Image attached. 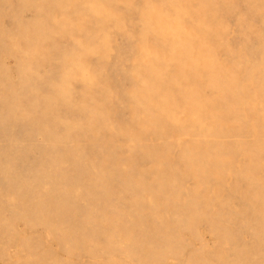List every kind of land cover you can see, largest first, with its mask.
<instances>
[{
	"label": "bare ground",
	"instance_id": "6f19581e",
	"mask_svg": "<svg viewBox=\"0 0 264 264\" xmlns=\"http://www.w3.org/2000/svg\"><path fill=\"white\" fill-rule=\"evenodd\" d=\"M154 1H145L144 6L148 8L145 23L149 30H153L161 38L158 39L161 48L155 49L149 42H147L148 45H143L142 52L145 57H148V61L140 71L132 75L135 81L134 89L130 92L133 105L130 112L134 123L133 132H130V129H120L114 122H109L104 109L105 103L102 104L100 103L102 101L92 99L89 92L91 88L97 87L98 90L102 88L107 91L108 84L100 80L101 78L99 79L97 71L85 68V65L80 62L81 56L77 50L72 51L71 54L63 53L62 59L66 66L63 78L76 76L88 78L89 82L83 90L84 96L79 102L84 114L82 123L84 125L79 126L63 121L64 133L62 132V135L49 131L52 124L49 123L50 114L48 115V112H51L53 106L59 101L69 103V90L68 87L56 85L53 87L54 91L50 88L52 91L49 93H42L35 85L34 79L39 78L38 62L40 64L41 58L44 56L40 47L48 42L52 35L44 25L43 16L48 14L46 9H49V5L53 4L57 7L60 0L51 2L50 0H17L18 7L15 13L14 27L10 30L3 29L0 32L3 36V39L1 36L0 39L4 41L3 52L8 56L7 59L11 58L9 55H15L20 46L26 47L33 55L27 58L16 56V67L12 75H10L9 69L0 66L2 68H0V86L6 91V95L0 97L2 111H0V120L6 122L15 117L28 118L31 116L28 118L30 123L48 138L52 147L64 143L70 136L73 137L72 144L75 148L85 147L86 149V147L95 146L92 143L97 140V132L102 129L107 130V133L119 132L128 137L131 149H136L137 141H142V137L149 138L146 143L140 141L142 144L140 149H143L142 153L148 157L145 159L151 157L152 163L153 159L155 160L154 164L157 167L154 171L151 169L152 173L135 170L138 157L136 154L130 152V157L123 160L117 159V156L112 157L105 151L110 140L108 142L105 140L103 145L106 148L101 145L99 147V150L106 153L98 168H94L101 174L93 182L94 185L99 181L104 183L114 176L112 173L118 172L125 175L123 184L127 189L148 190V198L142 202L136 196H131L129 199L130 206L139 212L138 217L136 216L137 218L132 221L131 227L128 226L129 223L126 224V217L129 214H117L118 209L115 211L117 215H114L115 219L106 226L105 232L103 231L104 242L100 244L108 252H111L109 250L114 241L119 238L125 244L126 256L138 255V260H144L150 264H161L158 259L153 260L149 253L154 249L153 245L151 246V241L156 236L163 237L164 247H167L174 239L172 235H169L168 227L165 229L164 224L170 223H168L166 215L169 217L168 214H170L171 223L176 226L174 228L179 230L193 223L200 224L201 218L206 216L210 218V229L214 231L216 235L214 236L218 240L219 246L214 245L216 248H214L212 256L215 261L219 264H264V0H160L163 7L167 6L166 11L170 9L188 17V26L184 24L186 27L179 22L177 17L166 15L167 12L163 7L160 8V5ZM3 2L1 3L3 4ZM239 6L246 9L244 13H237L239 14L238 26L241 41L232 43L227 39L224 17L230 13L233 14ZM69 7L70 3L67 2L66 8L69 9ZM99 9L100 7L95 5L92 11ZM80 16L81 14L76 12L67 18L61 32L71 35L73 32L81 30L82 24L74 23ZM255 19L259 20V24L255 22ZM244 26H247V29ZM61 32L59 31V33ZM250 39H254L256 43L253 45ZM85 40H87L86 36ZM219 49H222L226 54L227 61L221 62L218 59L216 53ZM151 55H155V57L152 58ZM172 64H174V69L170 73L168 70ZM76 129L85 131L88 137L74 135ZM174 148L178 150V155L172 159L170 154ZM66 150H68L67 147ZM139 151L137 150L138 153ZM80 154H83L82 150H80ZM5 155L0 153V179L5 185L0 189V200L7 194L13 198V203L18 207H26V210L30 209V213L36 212L44 225L49 224L53 217L52 208L56 201V195L55 193L48 194L45 198L40 193V189L42 190L44 183L51 177V172L42 171L30 181H18L14 158L12 160V157ZM94 172L96 173V171ZM228 176L233 177V183L226 182ZM187 178H192L194 181L189 189H185L183 186V182ZM91 183L89 182V185ZM227 185L229 187H226ZM76 187L74 184L67 187L65 193L62 194L63 197L70 201L81 199L83 192ZM216 187L220 189L219 192L217 191L218 194L215 192ZM231 187H235V190L237 189L238 193L249 203L247 207L250 209L242 207L241 215L246 220L243 221L244 223L242 222L241 226L247 227L250 231L253 239L250 246L235 239L238 235L234 232L232 224L237 219L230 215L232 212L227 208L234 203L228 200L226 203L231 202L230 206L225 204V198L233 199L231 194V196H227L226 191ZM106 188L108 189V187ZM106 188L102 192L108 196L110 191ZM34 190L37 191V196L30 198L29 193ZM164 208L168 214L166 211L163 212ZM258 213L263 219L259 217L256 219ZM20 217L27 219V216L21 213ZM252 217L253 219H251ZM107 218L109 217L107 216ZM92 221L95 223L94 220L87 218L85 226L91 225ZM146 222L148 223L145 224ZM224 224L229 225L228 229L224 228ZM6 226L7 224L0 220L1 232H5ZM54 231L52 233H55ZM177 233L176 231V241L174 240L176 243ZM68 236L67 233H64L62 238L67 239ZM79 243H86L89 247L94 245L93 240L84 237V234L79 237ZM227 244H230L231 251H234L233 257H229L221 248L222 245ZM176 248L178 247L176 246ZM179 248L176 251H179ZM104 264L119 263L110 260ZM190 264H213V262L203 255H198L190 259Z\"/></svg>",
	"mask_w": 264,
	"mask_h": 264
},
{
	"label": "rangeland",
	"instance_id": "374dc122",
	"mask_svg": "<svg viewBox=\"0 0 264 264\" xmlns=\"http://www.w3.org/2000/svg\"><path fill=\"white\" fill-rule=\"evenodd\" d=\"M51 1L52 0H50V2ZM145 1L146 0H60V4L57 7L56 5L51 4L49 5V9H46V12H48V14L45 15L46 18L45 16H43L44 25L51 31L52 35L48 39V42H46L40 47L41 51L44 52V56L41 58L42 61L40 62V64L38 62L39 78L34 79V81H36L35 85L41 90L42 93H49L52 90L54 91L53 87H55L56 85L68 87L70 94V97H68V104L66 101H59V103L57 102V104L53 106L51 112H48V115L50 114L48 117L50 120L49 123L50 125L52 124L49 129L51 133L53 132V134L62 135L64 133V124L62 123L63 121L75 123L79 126L84 125L82 124L84 121V114L82 113L79 102L84 96L83 90L89 82L88 78H80L77 76L73 78L67 77V79L63 78L66 72V66L64 60L62 59L63 53L65 52V54H67L68 52V54H71V52L74 50L78 51L79 55L81 56V59L79 58L80 62L85 65V68L88 70L97 71L96 73L99 79L101 78L100 80L105 81V83L108 84L107 91H104L102 88L98 90L97 87L91 88V90H89L91 97L94 101L97 99L96 101L100 100L102 101L100 103H105L104 109L105 112H107V120L112 123L114 122V124L120 129H130L129 131L133 132L134 123L132 121V116H130L131 107L133 105L132 99L130 97V92L134 89L135 81L133 80L132 75L140 71V69H142L144 67V64H146V62L148 61V57H145L144 53L142 52L143 45H148L147 42H149V44H152V47H154L155 49L161 48V46L158 44V39L160 38L159 35L153 30H149L145 23L146 13H148V8L144 6ZM1 2H3V4ZM67 2L70 3L69 9L66 8ZM154 2L160 5V8L163 7L161 5L160 0H155ZM0 5V7L3 9L2 10L0 8L1 32L3 29L10 30L14 27V19L18 7V2L17 0H0ZM95 5H98L100 9L92 11ZM8 6H10L11 8ZM116 8L118 11L116 10ZM165 8H167V6L163 7L165 12H167L166 15L174 16V18L177 17L182 25L185 24L186 26H188L189 19L187 16H184L181 13H175L170 9L166 11ZM245 11L246 9L244 7L239 6V8L234 11L235 13H230L228 14V16L226 15L224 17L227 27V39L230 40L232 43H237L241 41L238 26V16L240 13H244ZM13 12L14 14H12ZM76 12L81 14V16L79 19H76L74 23L77 25H80L81 23V30L73 32V35H70L69 33L63 34L61 31L63 26L65 25V20L71 17V15L73 16ZM90 13L93 15H91ZM255 22L259 24V20L255 19ZM185 25L184 27H186ZM244 28L247 29V26H244ZM59 31L61 33H59ZM0 36L3 39V36L1 34ZM85 36L87 40H85ZM2 39H0V66H2V68L5 67L6 69H9L10 75H12L16 67L17 57L27 58L32 57L33 55L26 47L20 46L19 50L16 52L15 55H9L12 59H7L8 56L5 55V53L3 52L4 41ZM253 41L254 39L251 40V43L254 45L256 41ZM216 54L221 62L227 61V56L222 51V49H219ZM151 57L154 58L155 55H151ZM3 62L5 63V65ZM173 65L174 64L169 66L168 72L171 73L173 71ZM70 71L73 73L72 70ZM126 91L128 95L126 94ZM5 92L6 91L4 90V88L0 86V97H4L6 95ZM76 101L78 102V104ZM30 117L31 116H29L28 118ZM20 118L21 117H15L10 121L8 120L6 122L0 120V123L3 122L2 124H0V153L6 154L5 156L7 157H12V160L14 158V168L15 173L18 176V181H30L35 176L39 175V173L41 174L42 171H47V173L51 172V177L44 183L42 190L40 189V193L45 198L47 197L46 195L55 193L56 201L53 208L56 209L54 210L52 208L53 217L51 218L49 224L44 225L40 221L41 219H39L38 214L36 212L30 213V209L26 210V207H18L17 204L13 203V198L5 194L4 198L1 199L2 201L0 200V211L2 212H0V220L7 224L5 232L3 233L0 231V264H104L106 262H109L110 260L116 261L119 264H150L147 261L138 260V255L126 256L124 252L125 244L119 238L114 241L112 248L109 250L111 252H108L106 249L103 248V245H100L104 242V232L106 230L105 228H107L106 226L109 225L113 219H115L116 216L114 215H117L118 213L127 215L129 214L126 217V224L129 223L128 226L131 227L132 221L138 217L139 212L137 211V209H134L130 206L131 202L129 201V199L131 196H136L137 198L139 197L140 201L142 202L148 198V190L127 189L123 184V181H125V175L123 173L119 174L118 172L112 173L114 176L110 177L104 183L99 181L98 184H95L96 186L93 184V182L101 176V174L97 172L98 170L94 168H98L99 164L103 161L104 154L106 152L110 153L112 157L117 156V159L120 160L130 157L131 154H136L138 155V157L136 158V166L134 167L135 170L146 172L149 171L150 173H152L157 167L154 164L155 160L153 159L152 163L151 157L149 159H145L148 157L142 153L143 149H140V145H142L141 142L146 143L149 141V138H147L146 136L142 137V141H137L136 149H131L129 144L130 139H128V137L120 134L119 132L107 133V130L102 129L97 132V140H94V143H92L95 146L86 147V149L83 146L82 147L84 149L75 148L72 144L73 137L70 136L69 139L64 141V143L52 147V143L48 140L46 136L42 135L39 132L38 128L35 125H32L30 123V119ZM73 134L81 136L83 135L86 138L88 137V134H86L85 131L82 132L79 129H76L75 133ZM105 140L106 142L110 140L107 149L105 150L106 152L99 150L100 145L104 147L103 144ZM66 147L68 150H66ZM80 150H82L83 154L79 155ZM137 150H140L139 153L137 152ZM45 154L47 156H44ZM177 155L178 150L176 148L172 149L170 154L171 158L175 159ZM83 160L86 161L83 162ZM51 161L53 164L51 163ZM83 163L86 167L83 165ZM36 171L38 174L36 173ZM56 171L59 173H57ZM94 171H96V173ZM232 179V176H228L226 182L228 184L233 183ZM89 182L92 183L89 185ZM193 182L194 181L192 178H187L184 180L183 186L185 187V189H189L190 187H192ZM71 184H74L75 187L77 186L76 188H78V190H81L83 192V197L81 199H74L70 201L66 200L63 197L62 194L65 193L67 187H69ZM3 186L5 185L2 179H0V189H2ZM106 187H108V189ZM122 187L125 189H123ZM226 187H229V185H227ZM61 188L64 190H62ZM105 188L110 191L108 193V196H105L102 192ZM222 189L224 190V188ZM229 189L230 190H226L227 196L229 197V195L231 194V198L233 199L230 200V198H224L226 199V206H230L231 202H229V204L226 203V201L228 200L232 201V203L235 204H233L235 207L233 205L227 207L229 211L232 212L231 214L229 212V214L231 216L233 215V217L237 219L236 221L234 220L235 222L232 224V228L233 230H235L234 232H236V235H238L235 239H239L240 243L250 246L253 243L250 231H248L247 227L243 228L241 226V224H243L246 220L245 218H243L244 216L241 215L242 207L243 209H245L249 205V203L244 200L243 196L238 193L237 189L235 190V187H231ZM217 191H220L218 187H216L215 192L217 193ZM223 193L225 194L224 196H226V193ZM36 194V190L31 191L29 193L30 198H35L37 196ZM248 208L250 209V207H247L246 209ZM117 209L118 211H116ZM115 211L117 212V214ZM165 211L167 212V210L164 208L163 212ZM20 213L24 214V216L26 215L27 219L21 218ZM28 214L30 215L28 216ZM166 214H168V212ZM168 215L170 218H172L170 214ZM107 216L110 219L107 218ZM169 217L166 215V218L168 219L167 221L168 223H170L166 225L164 224V226L165 229H167L168 227L169 230L167 229V231L169 232V235H172V238L174 239L171 240L172 242L170 241V244L168 243L169 245L167 244L168 246L166 245L167 247H164V241L161 235H158L153 238L151 241V246L153 245L154 249L149 253L153 260L158 259L161 264H190V259L193 256L203 255L206 259H210L213 264H219L212 257L213 252L215 251L214 248L219 245L217 242V237H215L216 235L214 234V231L210 229L211 220L209 217L204 216L201 218L200 224L193 223L187 225L186 228H182L181 230L174 228L176 226H173V224L171 223L172 221L171 219H169ZM258 217L260 219L262 218L259 213L257 214L256 219H258ZM87 218L94 220L95 223L92 221L93 224L91 223V225L85 226V221ZM2 219H4L5 221ZM251 219H253V217ZM147 223L148 222H146L145 224ZM100 224L101 226H99ZM164 226L162 230L164 229ZM223 226L225 229H228L229 225L224 224ZM122 230L123 228L121 229V231ZM53 231L55 233H52ZM176 231L178 232V244L175 242ZM64 233H67V235H69L67 239L62 238ZM83 234L84 237L93 240V247H89L86 243H79V237L83 236ZM176 246L178 248L180 247L179 251H176V249H178L176 248ZM164 248H166L169 252ZM221 248L224 249V252L227 253L229 257H233L234 251H231L232 247L230 244L222 245ZM162 249L166 252H164Z\"/></svg>",
	"mask_w": 264,
	"mask_h": 264
}]
</instances>
